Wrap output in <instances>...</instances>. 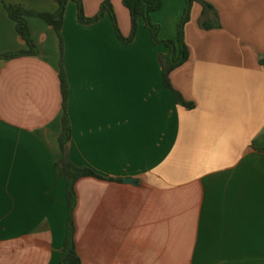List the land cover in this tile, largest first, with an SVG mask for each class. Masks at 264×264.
<instances>
[{"label":"crops","instance_id":"obj_1","mask_svg":"<svg viewBox=\"0 0 264 264\" xmlns=\"http://www.w3.org/2000/svg\"><path fill=\"white\" fill-rule=\"evenodd\" d=\"M104 0H83L91 18ZM161 38L176 39L186 0H161ZM221 29H186L187 64L164 84L145 21L124 44L109 15L81 25L67 7L70 158L106 180L76 184L82 264H264V0H205ZM122 34L131 16L112 0ZM5 4L55 13V0H0V55L27 50ZM39 54L0 61V264H61L69 204L63 158L61 43L38 18ZM138 184H128L127 179Z\"/></svg>","mask_w":264,"mask_h":264},{"label":"trees","instance_id":"obj_2","mask_svg":"<svg viewBox=\"0 0 264 264\" xmlns=\"http://www.w3.org/2000/svg\"><path fill=\"white\" fill-rule=\"evenodd\" d=\"M58 10L55 13L40 12L28 9L23 5L5 4V9L10 19L15 22L16 29L20 37L27 44V50L9 52L0 55V61L15 60L23 57H33L39 54V48L33 39V35L29 26L30 18H38L45 21L53 27L60 39L61 43V72L60 80L63 94V130L60 138L61 149L63 152L62 160L55 165V171L59 178L65 180L67 184L66 197L69 204V213L66 220V238L63 249L61 250V264H82L81 256L78 252L76 242V221L75 207L77 201L76 184L83 178L94 177L106 180L91 169L79 168L73 164L70 158L68 145L72 138V124L69 114V95L70 86L65 69V44L63 37V28L65 24V16L67 7L70 2H75L78 7V18L81 25H94L101 21L105 16L109 15L113 21L118 38L126 45L132 44L139 31V21H145L146 28L151 34L154 45L165 47L168 52L159 56V62L163 69L164 84L168 90L175 93L177 102L189 109L194 108L193 103L186 102L182 95L177 92L171 82V74L177 69L187 64L191 58V50L186 40V29L192 20L193 8L196 4H200L203 8L200 19V27L203 30L210 31L221 29L222 24L219 14L215 7L205 0H186V8L184 14L177 26L176 39H162L161 25L153 21V15L163 9L161 0H122L124 7L129 11L131 16V34L126 37L122 34L117 14L112 0H104L101 4L99 13L94 17H87L83 0H55ZM264 64V60L262 61Z\"/></svg>","mask_w":264,"mask_h":264},{"label":"water","instance_id":"obj_3","mask_svg":"<svg viewBox=\"0 0 264 264\" xmlns=\"http://www.w3.org/2000/svg\"><path fill=\"white\" fill-rule=\"evenodd\" d=\"M138 182H139L138 180L133 179V178H130V179H127V180H126V183H128V184H134V185H137Z\"/></svg>","mask_w":264,"mask_h":264},{"label":"rangeland","instance_id":"obj_4","mask_svg":"<svg viewBox=\"0 0 264 264\" xmlns=\"http://www.w3.org/2000/svg\"><path fill=\"white\" fill-rule=\"evenodd\" d=\"M198 5H200V4H198ZM201 6V5H200ZM202 7V6H201ZM216 9V8H215ZM217 10V9H216ZM218 12V11H217ZM218 14H219V12H218ZM219 17H220V15H219ZM220 21H221V18H220Z\"/></svg>","mask_w":264,"mask_h":264}]
</instances>
